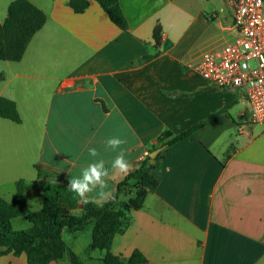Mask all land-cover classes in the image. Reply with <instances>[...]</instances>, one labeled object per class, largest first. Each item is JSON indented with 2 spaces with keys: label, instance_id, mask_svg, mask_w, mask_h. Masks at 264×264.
Listing matches in <instances>:
<instances>
[{
  "label": "crops",
  "instance_id": "1",
  "mask_svg": "<svg viewBox=\"0 0 264 264\" xmlns=\"http://www.w3.org/2000/svg\"><path fill=\"white\" fill-rule=\"evenodd\" d=\"M11 1L0 0V24ZM29 1L46 21L19 61L0 65V97L15 103L21 119L0 118V197L10 201L21 179L28 208L39 210L38 171L67 187L93 162L90 148L106 161L114 195L126 175L111 168L119 150L107 148L109 137L127 140L131 172L152 147L213 116L161 150L147 170L157 184L146 185L143 205L131 211L111 252L123 262L137 250L149 264H264V124L250 122L241 92L218 90L189 67L233 37L223 1L118 0L127 31L94 0L81 13L69 0ZM157 22L162 39L155 50ZM164 132L171 135L159 143ZM133 195L134 189L120 200ZM83 206L78 197L73 214ZM12 226L30 223L17 217ZM93 226L64 231L63 239L83 264H104L102 252L87 251ZM0 264H27L26 255L0 256Z\"/></svg>",
  "mask_w": 264,
  "mask_h": 264
},
{
  "label": "trees",
  "instance_id": "2",
  "mask_svg": "<svg viewBox=\"0 0 264 264\" xmlns=\"http://www.w3.org/2000/svg\"><path fill=\"white\" fill-rule=\"evenodd\" d=\"M105 12L108 19L120 30L127 31L128 24L118 0H94ZM88 5L87 0H69L68 6L75 12H83ZM46 16L29 0H12L7 7V15L0 24V60L19 61L33 35L43 26ZM152 37L154 48L158 49L162 39V28L156 23ZM144 56L149 60L156 55ZM2 79V74H0ZM188 96L187 94H181ZM210 116L204 121L191 126L187 130L172 136L163 142L165 148L188 138L198 127L212 119ZM0 118L20 123L15 103L5 97H0ZM164 132L158 142L169 137ZM152 147L150 151H153ZM160 153L155 159L145 156L139 166L128 173L117 184L114 199L107 200L100 206L91 203L84 204L80 215L73 214L77 207V198L68 187L61 183H52L49 175L38 171L41 208L32 211L27 206L25 195L26 182H15V193L10 201L0 197V256L12 253H25L27 264H48L68 257L71 264H83L81 258L73 254L66 246L63 232L82 230L88 222L93 221L91 241L87 251L98 250L103 253L104 264H149L144 256L134 250L126 262L121 261L111 252V244L115 235L121 233L128 225L131 211L139 209L146 196V185H156L157 182L147 170L153 167ZM132 182V183H131ZM134 189V195L127 200H120V196L127 195ZM24 217L30 222V227L14 230L11 220Z\"/></svg>",
  "mask_w": 264,
  "mask_h": 264
},
{
  "label": "built area",
  "instance_id": "3",
  "mask_svg": "<svg viewBox=\"0 0 264 264\" xmlns=\"http://www.w3.org/2000/svg\"><path fill=\"white\" fill-rule=\"evenodd\" d=\"M222 1L233 37L201 52L189 67L218 90L241 92L250 122L264 124V0Z\"/></svg>",
  "mask_w": 264,
  "mask_h": 264
},
{
  "label": "clouds",
  "instance_id": "4",
  "mask_svg": "<svg viewBox=\"0 0 264 264\" xmlns=\"http://www.w3.org/2000/svg\"><path fill=\"white\" fill-rule=\"evenodd\" d=\"M126 143V139L117 136L109 137L106 141L107 148L114 152L119 150L111 163L114 174L127 175L131 170V164L126 159V150L122 147ZM88 152L93 162L82 168L80 176L71 177L67 187L80 198L83 204L95 203L98 198L101 200L114 199L113 192L108 191L109 185L106 178L110 173L106 168V161L97 149L90 148Z\"/></svg>",
  "mask_w": 264,
  "mask_h": 264
},
{
  "label": "water",
  "instance_id": "5",
  "mask_svg": "<svg viewBox=\"0 0 264 264\" xmlns=\"http://www.w3.org/2000/svg\"><path fill=\"white\" fill-rule=\"evenodd\" d=\"M165 148V146H160L156 149H154L153 151H151L148 156L150 159H155L156 156L161 152V150H163Z\"/></svg>",
  "mask_w": 264,
  "mask_h": 264
},
{
  "label": "rangeland",
  "instance_id": "6",
  "mask_svg": "<svg viewBox=\"0 0 264 264\" xmlns=\"http://www.w3.org/2000/svg\"><path fill=\"white\" fill-rule=\"evenodd\" d=\"M187 60L189 61V59H188V57H187ZM186 60V61H187ZM2 62L3 61H0V65L2 64ZM189 63V62H188ZM189 64H191V62L189 63ZM251 64H253V62H251ZM132 183V182H131ZM17 218V217H16ZM21 218H24V217H21ZM14 219V218H13ZM26 221H28L26 218H24ZM29 222V221H28ZM30 223V222H29ZM31 225V224H30ZM11 226H12V220H11ZM12 228H13V226H12Z\"/></svg>",
  "mask_w": 264,
  "mask_h": 264
}]
</instances>
